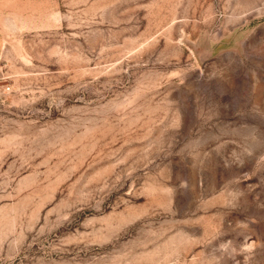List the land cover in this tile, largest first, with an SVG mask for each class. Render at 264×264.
I'll list each match as a JSON object with an SVG mask.
<instances>
[{"label": "rangeland", "instance_id": "rangeland-1", "mask_svg": "<svg viewBox=\"0 0 264 264\" xmlns=\"http://www.w3.org/2000/svg\"><path fill=\"white\" fill-rule=\"evenodd\" d=\"M0 38V264H264V0H0Z\"/></svg>", "mask_w": 264, "mask_h": 264}, {"label": "water", "instance_id": "water-1", "mask_svg": "<svg viewBox=\"0 0 264 264\" xmlns=\"http://www.w3.org/2000/svg\"><path fill=\"white\" fill-rule=\"evenodd\" d=\"M206 58H207V54H206V53H203V54L200 55V60H201L202 62L205 61Z\"/></svg>", "mask_w": 264, "mask_h": 264}, {"label": "crops", "instance_id": "crops-1", "mask_svg": "<svg viewBox=\"0 0 264 264\" xmlns=\"http://www.w3.org/2000/svg\"><path fill=\"white\" fill-rule=\"evenodd\" d=\"M2 54V41H1V38H0V56Z\"/></svg>", "mask_w": 264, "mask_h": 264}]
</instances>
